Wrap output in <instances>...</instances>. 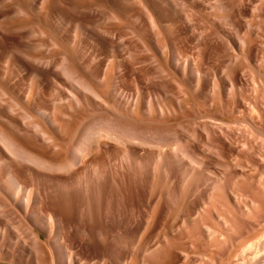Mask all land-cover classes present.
<instances>
[{"label":"rangeland","instance_id":"1","mask_svg":"<svg viewBox=\"0 0 264 264\" xmlns=\"http://www.w3.org/2000/svg\"><path fill=\"white\" fill-rule=\"evenodd\" d=\"M199 2L0 0L2 88L26 77L11 61L29 43L70 61L94 90L56 104V162L100 117L147 133L129 144L104 133L82 168L42 173L63 231L53 223L46 237L31 208L0 209L18 212L0 223V264H59L60 253L77 264H264V0ZM68 172V184L55 179ZM8 194L0 188V200ZM31 226L44 239L37 253Z\"/></svg>","mask_w":264,"mask_h":264},{"label":"bare ground","instance_id":"2","mask_svg":"<svg viewBox=\"0 0 264 264\" xmlns=\"http://www.w3.org/2000/svg\"><path fill=\"white\" fill-rule=\"evenodd\" d=\"M201 1L202 0H200V2ZM230 1H232V0H230ZM195 2H197V1H195ZM220 4H221L220 7H222V6L224 8L227 7L226 5H222V3H220ZM230 8H232V7H229V10H230ZM140 15H142V13H140ZM234 15H235V13H234ZM146 16H148V14ZM146 16H144V17H146ZM228 17L226 20L230 19V16H228ZM188 18L190 19V16ZM141 20H143V18ZM144 21H147V20H144ZM140 23H141V21H140ZM142 24L144 25V22ZM149 25L147 26V23H146L147 27H149ZM152 25H154V24H152ZM224 25H226V24H224ZM238 29H239V27L237 28V30ZM238 31H240V30H238ZM244 40H245V38H244ZM21 45H22V43H21ZM40 47H41L40 44H34V45L29 44V43H28V45L26 44L25 48L29 49V51H28V53L25 51L26 54L23 53L24 54L23 56L22 55L19 56V53H18V52H22V51H19V49H22V48L17 49V51H18L17 55L19 57H17L15 59V61H14V59H12V61H11L10 58H8L9 59L8 61H11L13 65L15 64L14 66L17 69L18 76H19V74H21V73L24 74V72H25L26 77H24V75H23V77L21 78L20 77V76H22V74H21L19 76L20 80L18 83L15 82L16 84L12 85L13 82L12 83L9 82V83H11V87H9L8 85L7 86L9 87V90L11 92L8 91V89L6 90L7 86H5L6 88H4V86H3V88L0 86V119L7 123V125H6L7 127L6 126L4 127L2 125V123L0 122V188H2L3 190L7 189V192L9 191V194L7 195V197L4 195L5 198L0 200V209L13 206L12 208L18 207V209H21L24 211V207L27 209L31 208V213H29V216L33 219H36V221H37V219H39V221H41V223L45 224V226H46L45 236L47 237L48 225H53V223H55L57 226V230H58V228H59L58 222H60L59 221L60 218L62 219V217L60 216L61 214L59 212H60V209H62V207L61 208L59 207V210H57L58 207L55 206V204L58 202L56 201V203H53L52 202L53 197L51 198L50 201L54 205L52 203H50V204L47 203L46 200H49V198L44 197L42 194V192L44 191L43 188L45 187V186L43 187V185H42V183H43L42 180H41L42 183L40 182L41 178L44 179V174H42V173L43 172L57 173V172H61L60 170H63L64 174H65L66 173L65 170L68 171L69 168L72 166H74V168H75V166H77V168H79L78 166H81L83 163L86 164V162H84V160H83V159H85V158H83L84 157L83 155L86 154L85 151H87V152L89 151L88 150L89 146H90V150L93 151L91 149V145H96L97 147L100 148V143H101V141H103L101 139L104 137V133L107 134L110 138L114 139V141L115 140L120 141V142H123L125 144L126 143L129 144V142L131 143V142H135L138 140L140 141L141 138L139 135H143V134H139V131H141L140 129H138L139 131L137 132V131L132 129L133 126H132V128H129L130 125H128V124H127L128 128L123 127V130L121 129L122 125L121 126L120 125L109 126V123L107 125L103 124V122L101 123L99 121V119L101 117L97 118L98 116L95 115L99 122L96 121L97 124H95V126H91L89 129H86V128L84 129V127H83V129L85 131H84V133H82L83 135H80V137L82 136L81 139L79 137V139L81 141L78 144L76 143L77 149H75V150L73 149V145H72V143H71L72 141H71L70 142L71 144L67 147V149L64 148V151L67 152V156L65 155L66 156L65 160L63 161V158H62V163H60L58 161H57L58 162L57 163L56 160L60 157V153H59V151H58L59 154L57 152L56 153L53 152V151L57 150V148L55 147V144L53 142L54 141L53 136L50 133L51 130H55V129H53L54 127H56V126L58 127V125H57L58 119H59V117H61L59 115V113L56 112V109H55L56 104L58 102H60V103L66 102L68 100L73 101L74 96H75L76 101L78 103H80V101H82L81 100V93L82 92L80 90H87V91L88 90L94 91V90L91 88L90 83L83 77V75L78 73L77 72L78 70H75V67H73L69 63L70 61L69 62H68V60L66 61L65 58L64 59L62 58V61H57L55 57L54 58L52 56L51 57H48V56L45 57L46 54L45 55L41 54L42 56L40 55V53H38L39 55L35 54L36 53L35 50L37 48H40ZM4 50L6 51L8 49L4 48ZM4 54H5V52H4ZM11 55H12V53H11ZM11 55H9V56L12 57ZM1 56H3V49H2ZM14 56L15 55H13L12 58H15ZM7 57H8V54H7ZM5 59H7V58H5ZM2 60H4V59H2ZM10 67H12V66H10ZM15 68H14V70H15ZM144 69H145V67H144ZM196 73H197V71H196ZM14 76L16 77V75H14ZM31 78H32V80H31ZM34 79H35V82H33ZM25 84L28 85L29 90L32 89L33 87L37 86V88H38L37 92L35 93L33 91L34 94L31 92L28 95V93H25L23 91L24 89L22 88ZM27 85H26V87H27ZM33 89H35V88H33ZM29 90L27 92H29ZM13 92L16 95H18V97L23 95V96L19 97L21 99L20 101H22V102H24L26 98L29 99L28 100L29 105L27 104V106L29 107L28 109H26L25 108L26 106L24 107V105L22 103L18 102V100L15 99L14 95H12V94H14ZM27 99H26V101H27ZM99 116H101V115L99 114ZM96 118H93V120ZM38 119H40L41 121H39ZM61 119H62V117H61ZM86 123H89V122H86ZM119 123H121V121ZM111 125H113V124H111ZM8 128H10V130L12 129L13 131L17 132L19 135L24 136L28 142H22L21 140H19L20 138L16 137L17 135L15 134L16 135L15 136L13 134V131L11 132ZM137 128H138V126H137ZM147 129H144V130H147ZM206 130H207V128H206ZM141 132H144V131H141ZM145 134H147V133H145ZM150 134H151V132H150ZM159 134H161V133H159ZM153 135H158V134H153ZM174 136H176V135H173L172 137H174ZM162 137H164V136H162ZM212 137H214V136H212ZM150 138L148 140H150ZM154 138H156V136ZM104 139H105V137H104ZM106 139L108 140V138H106ZM218 139H220V138H218ZM145 140H147L146 137H145ZM120 142H117V143H120ZM145 142H147V141H144L143 143H145ZM148 142H151V141H148ZM47 143L48 144L50 143L49 146H51V147H49ZM158 143H160V141ZM46 144H47V146H46ZM53 144H54V147H52ZM137 144H139V143L137 142ZM208 144H210V143L208 142ZM217 144H219V142H217ZM96 146H95V148H96ZM101 146H103V145L101 144ZM58 149H59V147H58ZM96 149H98V148H96ZM61 151H63V148ZM51 152H53V155ZM187 153H189V152H187ZM188 155H190V154H188ZM74 168H72V169H74ZM81 168H82V166H81ZM81 168H80V170H82ZM69 172H68V174H69ZM73 172H74V170H73ZM73 172L69 175L67 174L68 176H56V177L54 176V177L58 182H61L64 185H66L70 181V175L72 176ZM61 173H63V172H61ZM76 174H78V173L76 172ZM60 175H62V174H60ZM74 177L75 176H73V178ZM47 181H49V180H47ZM53 181H54V179H53ZM50 182H49V184H50ZM29 183L31 186L29 185ZM51 183H53V182H51ZM34 184L35 185L38 184L37 190L32 188V186H34ZM47 188L48 187H46V190H47ZM51 190H53V189H51ZM54 191H55V188H54ZM50 192H52V191H50ZM46 193H47V191H46ZM1 194H3V193L1 192ZM48 196H51V195L49 194ZM56 197H58V196H56ZM55 199L58 200L57 198H55ZM53 201H55V200H53ZM60 204H62V203H59L58 205L60 206ZM18 209H16V210H18ZM11 212H12V210L11 211L0 210V223L2 220H5V219L8 220L9 219L8 216L11 217V215H10ZM16 212L17 211H15L14 213L12 212V214L16 215ZM19 213H20V211H19ZM14 220H15V218H14ZM52 227H51V229H52ZM26 228L28 229V227H26ZM26 228H25V230H26ZM59 229H61V228H59ZM0 230H2V229L0 228ZM23 230H24V228H23ZM61 230H59V231H61ZM23 232L25 233V235H27L26 237H28L29 240L32 239V241L34 242V243H32V244H34L32 249L34 248L36 253L39 252L40 247L42 248V243L44 240L42 238L41 232L37 233L36 231H33L32 226H31V228H29L28 230L23 231ZM60 235H58V237ZM64 250H65V248H64ZM60 254H61V258L58 260L59 264H77L76 262L77 261L79 262V260H77V259H76L77 261H74V259H73L74 255L71 256L72 258L69 257V259H68L67 257L62 256V253H60ZM67 254H68V252H67ZM67 254H66V256H67ZM34 263L40 264L38 262H34Z\"/></svg>","mask_w":264,"mask_h":264}]
</instances>
